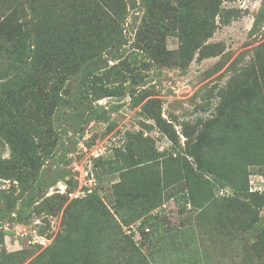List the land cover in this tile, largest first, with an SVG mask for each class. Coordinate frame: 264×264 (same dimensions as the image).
Here are the masks:
<instances>
[{
  "label": "trees",
  "instance_id": "trees-1",
  "mask_svg": "<svg viewBox=\"0 0 264 264\" xmlns=\"http://www.w3.org/2000/svg\"><path fill=\"white\" fill-rule=\"evenodd\" d=\"M29 1L31 14L26 20L17 16L18 8L0 14V139L10 148V155L0 158V178L10 175V168L15 167L13 163L18 159L25 160L26 166L37 168L42 159L52 155L41 145L46 138L40 129L44 114L76 112L79 117L78 112L83 115L98 112L94 102L111 94L107 81L116 68V64L109 65L110 58L104 59L103 54L106 49L113 51L127 41L122 27L129 15L125 0H107L104 6L99 0ZM223 1L129 0L133 10L143 13L139 23V16L135 18L134 49L141 50L150 61L163 65L187 66L197 52L200 58L210 56L217 52V45L206 43L215 32L216 17L219 15L221 21L227 23L239 15L235 9L223 8ZM93 20L95 27L91 25ZM86 29L89 33L83 34ZM169 35L178 37V50L167 48ZM261 70L264 79V67ZM253 103L252 108L264 110L263 98ZM14 112L35 113L37 120L20 128L15 123ZM241 117L240 112H232L227 126H217L213 120H208L195 137L187 133L185 148L170 133L176 143L175 152H158L154 146H148L145 150L139 149L138 160L131 147L133 162L123 174L128 184L119 200L121 204L125 200L129 205L136 202V207L140 203L143 206L130 217L120 208L116 209L120 221L129 228L128 233L113 214L102 208L100 218L104 222L100 226L95 224L88 228L78 221L69 222L60 244L49 247L47 260L41 257L30 264H152L133 235L137 228L150 231L149 226L154 228L158 224L160 215L151 214V210L166 198L192 205L190 215L181 222L182 227L176 226L171 231L165 226L166 222L156 227L159 230L165 226L167 234L164 235L170 237L171 243L178 244L180 235L195 233V226L190 222L193 213L198 222L210 216L220 225L219 235L224 229L225 235L243 252L244 264H264V216H261L264 192L249 185L247 164L242 163L245 153L242 142L257 138V134L249 122L241 129ZM261 117L263 119V115ZM156 118L160 128L168 131L167 122L161 123V115ZM20 170L23 173L28 169ZM33 178V183L38 181L36 176ZM163 183L171 187V193L163 194ZM35 187L37 192L28 196L25 208L45 196L40 183ZM223 188H229L231 195L218 194L217 189ZM125 190L131 192L124 194ZM7 214L9 212L0 210L2 217ZM15 219H23V210L17 211ZM139 219L135 228L133 223ZM106 232L113 237L114 249L105 261L102 242ZM4 236L0 230V264L20 263L26 250L7 251Z\"/></svg>",
  "mask_w": 264,
  "mask_h": 264
},
{
  "label": "rangeland",
  "instance_id": "rangeland-1",
  "mask_svg": "<svg viewBox=\"0 0 264 264\" xmlns=\"http://www.w3.org/2000/svg\"><path fill=\"white\" fill-rule=\"evenodd\" d=\"M99 1L103 6L108 2ZM125 1L129 15L122 27L127 41L113 51L106 49L103 54L104 59L110 58V66L116 64L112 78L107 81L111 94L94 102L98 112H85V115L78 112L81 117L76 112L44 114L40 129L46 138L41 145L52 155L42 159L37 168L26 166L25 160L18 159L13 163L15 167L10 168V175L0 178V210L9 212L4 217L0 215L5 248L26 250L18 264H30L41 257L47 260L49 247L60 244L69 222L78 221L88 228L100 226L104 222L100 218L102 208L120 221L117 208L130 217L143 206L140 203L136 207V202L129 205L125 200L121 204L119 200L128 184L123 174L133 162L131 147L138 160L139 149L145 150L148 146H154L158 152H175L176 143L170 133L185 148L187 133L195 137L208 120L217 126H227L232 112L243 115L239 121L242 130L247 122L252 129L255 127L252 131L257 138L242 142L245 152L242 163L247 164L249 185L264 192V110L260 112L251 107L253 102L264 99L261 70L264 67L261 58L264 56V0H224L222 7L235 9L239 15L227 23L218 15L215 32L206 41L217 45V52L204 58L197 52L187 66L156 63L142 55L141 50L134 49L135 18L139 16V23L143 13L133 10L129 0ZM0 7L1 15L18 8L17 16L22 20L31 14L29 0H0ZM91 25L95 27L96 21ZM87 32L86 29L83 34ZM166 45L170 50H178V37L169 35ZM257 83L259 87L255 86ZM14 114L20 128L37 120L35 113ZM158 114L162 124L167 122L168 131L160 128ZM9 155L8 144L0 139V158ZM20 168L28 170L22 173ZM34 176L38 181L33 183ZM132 176H129L130 182ZM37 182L45 196L39 199L38 205L25 208L28 196L37 192ZM168 185H161L163 194L171 193ZM217 191L221 196L231 195L229 188ZM129 192L125 190L124 194ZM190 208L191 203L186 204L184 200L166 198L151 210V214L160 215L158 224L154 228L149 226L150 231L137 228L133 239L152 264H244L243 252L225 235L224 229L219 235L220 225L210 216L198 222L193 213L190 222L195 226V233L180 235L178 244L170 242V237L164 235L167 234L165 226L171 231L176 226L182 227L181 222L190 215ZM18 210H23L21 221L15 219ZM261 216H264V207ZM140 220L133 223L135 228ZM162 222L166 225L157 230ZM121 225L128 233L127 225L122 222ZM107 234L102 242L105 261L114 249L113 237Z\"/></svg>",
  "mask_w": 264,
  "mask_h": 264
},
{
  "label": "built area",
  "instance_id": "built-area-1",
  "mask_svg": "<svg viewBox=\"0 0 264 264\" xmlns=\"http://www.w3.org/2000/svg\"><path fill=\"white\" fill-rule=\"evenodd\" d=\"M258 189V188H257ZM259 189H261V188H259Z\"/></svg>",
  "mask_w": 264,
  "mask_h": 264
}]
</instances>
